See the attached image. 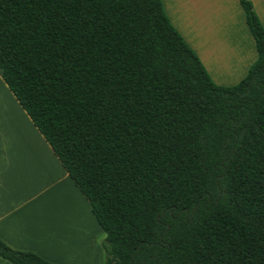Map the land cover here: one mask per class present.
Segmentation results:
<instances>
[{
  "label": "trees",
  "instance_id": "1",
  "mask_svg": "<svg viewBox=\"0 0 264 264\" xmlns=\"http://www.w3.org/2000/svg\"><path fill=\"white\" fill-rule=\"evenodd\" d=\"M238 3L255 58L222 86L160 0H0L1 80L87 200L102 264H264V31Z\"/></svg>",
  "mask_w": 264,
  "mask_h": 264
},
{
  "label": "crops",
  "instance_id": "2",
  "mask_svg": "<svg viewBox=\"0 0 264 264\" xmlns=\"http://www.w3.org/2000/svg\"><path fill=\"white\" fill-rule=\"evenodd\" d=\"M160 1L215 84L244 76L255 49L238 0ZM249 1L264 31V0ZM0 88V240L54 264H83L102 229L1 77ZM0 264L13 263L0 257Z\"/></svg>",
  "mask_w": 264,
  "mask_h": 264
},
{
  "label": "rangeland",
  "instance_id": "3",
  "mask_svg": "<svg viewBox=\"0 0 264 264\" xmlns=\"http://www.w3.org/2000/svg\"><path fill=\"white\" fill-rule=\"evenodd\" d=\"M180 35V34H179ZM182 38V37H181ZM183 39V38H182ZM184 41V40H183ZM185 42V41H184ZM186 43V42H185ZM187 45V44H186ZM188 46V45H187ZM192 50V49H191ZM193 51V50H192ZM194 52V51H193ZM204 67V66H203ZM205 69V68H204ZM206 70V69H205ZM207 72V70H206ZM208 74V72H207ZM209 75V74H208ZM211 78V76L209 75ZM212 80V78H211ZM213 81V80H212ZM221 85V84H220ZM224 85V84H222ZM0 94H2V90L0 88ZM92 240L89 239L90 243L88 246H86L88 255L86 256V259L83 264H102L104 261V250H103V239H104V233L101 231L99 234H94Z\"/></svg>",
  "mask_w": 264,
  "mask_h": 264
}]
</instances>
